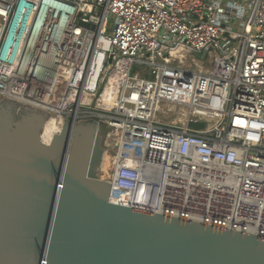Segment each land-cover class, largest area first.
I'll list each match as a JSON object with an SVG mask.
<instances>
[{
	"label": "built area",
	"instance_id": "obj_1",
	"mask_svg": "<svg viewBox=\"0 0 264 264\" xmlns=\"http://www.w3.org/2000/svg\"><path fill=\"white\" fill-rule=\"evenodd\" d=\"M0 98L104 123L114 203L264 236V0H0Z\"/></svg>",
	"mask_w": 264,
	"mask_h": 264
},
{
	"label": "water",
	"instance_id": "obj_2",
	"mask_svg": "<svg viewBox=\"0 0 264 264\" xmlns=\"http://www.w3.org/2000/svg\"><path fill=\"white\" fill-rule=\"evenodd\" d=\"M105 155L97 122L0 102V264H264V236L114 203Z\"/></svg>",
	"mask_w": 264,
	"mask_h": 264
},
{
	"label": "bare ground",
	"instance_id": "obj_3",
	"mask_svg": "<svg viewBox=\"0 0 264 264\" xmlns=\"http://www.w3.org/2000/svg\"><path fill=\"white\" fill-rule=\"evenodd\" d=\"M99 47H103L104 46V42L101 41V43H98ZM102 59H103V55L100 54L99 58L97 59V64L95 65V69H94V74L89 82V87L91 89H94L97 83V80L99 79L100 76V72H101V64H102ZM91 92V91H90ZM91 95L90 97L88 95ZM93 95L91 93H87L85 94V96L83 97V103L84 104H90V102H92L91 97ZM115 102V91L113 88H110V86H107L102 94V97L96 102L97 107L102 108L106 111H110L111 107L114 105ZM110 155V154H109ZM111 164V157L108 156V152L106 153L105 157H104V163L102 166V171L105 173L104 176H107L108 174V169L110 167ZM101 171V172H102Z\"/></svg>",
	"mask_w": 264,
	"mask_h": 264
},
{
	"label": "rangeland",
	"instance_id": "obj_4",
	"mask_svg": "<svg viewBox=\"0 0 264 264\" xmlns=\"http://www.w3.org/2000/svg\"><path fill=\"white\" fill-rule=\"evenodd\" d=\"M177 52H178L177 50H171V51H169L168 54L171 56V58H174V55H176ZM186 53L188 54L187 62L190 63L194 57H192V56L190 55V52H189V51H186ZM210 62H211V61H210L209 57H208L207 59H202V60L199 62V64L194 65V69H196V70H200V71H206V70H208V69L210 68ZM188 63H187V65H188ZM174 65L180 66L181 64H180L179 60H176V62H174ZM138 69H140V67H135L134 71H137ZM144 72L147 73V72H148V69L145 68V69H144ZM145 77H148V76L145 75ZM103 88H104V84L101 82V91H99V93L102 92ZM98 98H99V97L97 96V97L94 99L95 102L97 101ZM0 102H2V99H1V98H0ZM165 107H167V106H165ZM162 114H163V113H162ZM162 114H161V115H162ZM168 115H169V114H168ZM168 117H170V116H168ZM175 120H176V117H175V116H172L171 118H168V120L163 119L164 122H169V123H171V122H173V121H175ZM100 130H101L102 136L104 137V146H105V148H106V152H108V156H109V157H112L111 152H109V148L106 147L107 142H108V144H112V141H111V140H108V141H107V139L105 138V136H107V135H108L109 133H111V132L107 129V126H106L104 123H101V125H100ZM111 151H112V149H111ZM109 154H110V155H109ZM101 175L103 176V175H105V173L102 171V172H101Z\"/></svg>",
	"mask_w": 264,
	"mask_h": 264
}]
</instances>
